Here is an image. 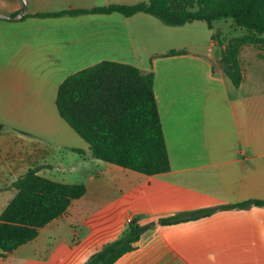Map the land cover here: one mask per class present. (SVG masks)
<instances>
[{
  "label": "crops",
  "instance_id": "0c3cea01",
  "mask_svg": "<svg viewBox=\"0 0 264 264\" xmlns=\"http://www.w3.org/2000/svg\"><path fill=\"white\" fill-rule=\"evenodd\" d=\"M141 2L0 0V212L15 195L12 184L31 170L46 178L83 168L88 177L65 215L0 264H85L118 239L113 219L128 211L124 223L150 227L114 264H264V208L223 209L264 201V60L255 46L240 47L238 88L219 64L245 30L235 35L230 19L211 29L199 21L169 27L143 13L37 16ZM102 62L153 73L168 172L146 176L93 159L60 118L59 86Z\"/></svg>",
  "mask_w": 264,
  "mask_h": 264
},
{
  "label": "trees",
  "instance_id": "16d2710c",
  "mask_svg": "<svg viewBox=\"0 0 264 264\" xmlns=\"http://www.w3.org/2000/svg\"><path fill=\"white\" fill-rule=\"evenodd\" d=\"M114 12L125 17L147 14L169 27L199 21L211 29L214 21L232 20L246 34L228 43L221 51L219 64L235 88L242 81L238 61L241 46H255L264 60V0H146L135 5H109L37 16ZM177 53L170 51L167 55ZM55 104L60 118L88 145L93 159L146 176L170 170L153 93V73L141 72L130 65L102 62L67 77L57 90ZM74 151L82 153L81 149ZM12 188L15 195L0 212V258L33 241L41 228L65 215L71 203L86 193L83 183L54 182L38 176L35 170L17 179ZM251 206L264 208V201H248L223 209ZM213 211L163 219L160 224H175ZM149 227L131 222L118 239L103 245L85 264H114L135 250Z\"/></svg>",
  "mask_w": 264,
  "mask_h": 264
},
{
  "label": "rangeland",
  "instance_id": "374dc122",
  "mask_svg": "<svg viewBox=\"0 0 264 264\" xmlns=\"http://www.w3.org/2000/svg\"><path fill=\"white\" fill-rule=\"evenodd\" d=\"M237 30L238 31H237V33H235V35L239 36L240 33L243 31V29L237 28ZM2 100H3L2 96L0 95V106L2 105ZM74 163H75L74 161L67 160V161H65V166L67 167V169L68 168L70 169V167ZM60 175H62V174L46 175V178L49 179V180H52L54 182L65 183V184L83 183L85 185L87 183V178L88 177L86 176L85 170L83 168H78L77 170H72L70 173L65 174L64 177H60ZM7 196L5 195V197H7ZM131 215H132L131 211L125 212L123 214L120 212L119 214L116 215V219H113V220H115L114 223L116 224V227H118V228L121 227V229H122L121 230V235L128 228V226L130 224V223H124L123 221L127 217H130ZM113 220H110L108 223L99 224L98 226H96V229L101 228L103 225L111 224V222ZM92 230H94V228H92Z\"/></svg>",
  "mask_w": 264,
  "mask_h": 264
},
{
  "label": "built area",
  "instance_id": "2783aa9c",
  "mask_svg": "<svg viewBox=\"0 0 264 264\" xmlns=\"http://www.w3.org/2000/svg\"><path fill=\"white\" fill-rule=\"evenodd\" d=\"M127 223H131V221L130 220H127Z\"/></svg>",
  "mask_w": 264,
  "mask_h": 264
},
{
  "label": "water",
  "instance_id": "95a60500",
  "mask_svg": "<svg viewBox=\"0 0 264 264\" xmlns=\"http://www.w3.org/2000/svg\"><path fill=\"white\" fill-rule=\"evenodd\" d=\"M4 18H7V17H4Z\"/></svg>",
  "mask_w": 264,
  "mask_h": 264
}]
</instances>
